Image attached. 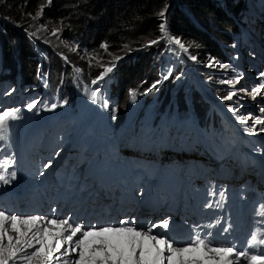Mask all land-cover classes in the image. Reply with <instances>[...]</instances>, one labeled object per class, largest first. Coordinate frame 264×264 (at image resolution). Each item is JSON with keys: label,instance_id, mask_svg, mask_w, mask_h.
<instances>
[{"label": "snow or ice", "instance_id": "6c2138e0", "mask_svg": "<svg viewBox=\"0 0 264 264\" xmlns=\"http://www.w3.org/2000/svg\"><path fill=\"white\" fill-rule=\"evenodd\" d=\"M159 16L163 19L165 13L162 11ZM159 32V40L176 45L184 53L188 52L185 44L170 34L166 21L159 24ZM159 40H152L150 43L155 45ZM102 47L107 48V45ZM190 59L195 60L196 57L191 56ZM222 67L228 68V65ZM112 70V67H108L104 74ZM261 76L264 78V73ZM163 78L168 79V75ZM99 79H103V74ZM222 82L234 84L239 81ZM92 83L96 84L97 80ZM261 88H264V84L252 90L253 99L257 95H264ZM130 95L135 101L136 93L133 91ZM235 96L237 92L230 91L223 99L231 101ZM90 99L107 107V102L101 101L98 89L91 91ZM37 103H29L27 111L37 108ZM56 107V104H52L46 110H54ZM229 110L233 114L239 111L236 108ZM20 111L19 108L0 109V140L5 138L11 122L20 119ZM261 112H264V108H261ZM248 119L254 120L255 124L264 125V119L243 115L238 117L241 124H245ZM255 131L253 125L249 134H255ZM259 131L264 132V127ZM13 163L14 158L0 162V182L7 184L10 182L9 177L15 179L16 173L8 172ZM220 195L223 197L224 193L221 192ZM206 207L211 208L212 204L209 203ZM169 226L167 219L139 228L134 220H121L118 225H93L85 228L73 225L65 218L21 216L0 209V264H243L244 261L247 264H264V252L249 254L235 245L216 244L211 239V233L201 235L196 229L186 243L179 244L168 238L166 233ZM248 244L250 247L264 245V236L252 235Z\"/></svg>", "mask_w": 264, "mask_h": 264}, {"label": "trees", "instance_id": "16d2710c", "mask_svg": "<svg viewBox=\"0 0 264 264\" xmlns=\"http://www.w3.org/2000/svg\"><path fill=\"white\" fill-rule=\"evenodd\" d=\"M26 1L0 0V46H2V49H0V65L8 72L9 76L13 77L12 66L18 64L22 69L23 80L33 79L34 71L39 69V63L31 60V57L35 55L34 51L31 54L25 53L29 58L16 61L10 57V53H7V50L13 43L18 46H26L27 42V46L29 45V40L26 41V37L15 29V26L19 25L20 22L16 5L18 4L22 7ZM52 4L55 8V13L63 15L65 18L63 32L64 38L67 42L69 41V44L75 42L72 40L74 37L83 36L85 23L93 21V38H82L77 50L86 49L88 54L94 52L93 54L95 55L101 54L99 49L102 45H107L109 50H106L105 53L113 51L114 55L118 56L119 51L124 49L118 48L122 45L120 41H124L128 38V35L134 36L131 38L134 40L133 44H138L139 46L144 44L146 40H153L158 29L157 26L161 23L159 13L166 11L170 0H52ZM245 5V0H178L168 16L170 34L180 39L185 46L197 44L199 53L204 55V50L209 53L206 59L208 57L215 60L220 59L222 57L219 51L221 49L220 45L233 42L230 37L236 35L238 25L241 23L238 22L240 18L238 13ZM187 14L196 15L204 23L208 21L207 17L211 16L218 36L213 38L211 32L206 29L204 30V35L200 34L190 23V18H187ZM21 52L22 49L15 51L16 58ZM151 52V49H147L146 53H148V56H141L137 59L133 73L137 71L140 73L139 69L143 65H152L156 56H152ZM8 57H10L11 62ZM56 59L57 57L55 61ZM71 61L76 64L80 62L78 65L84 72V78L93 77L94 73L90 69L87 70L89 72V75H87L88 72L84 68L85 63L82 62L79 56L72 57ZM125 63L132 62H124L121 68H124ZM155 77L157 76L155 75ZM49 78L51 90L59 87L63 81L64 94H66V88L69 86V71L66 75L57 71V69L52 70L50 68ZM176 81L177 77L171 75L167 84L170 87H167L165 97L176 87ZM181 92L182 89L180 88L177 90L176 95ZM215 93L221 97L226 94L225 91L218 90Z\"/></svg>", "mask_w": 264, "mask_h": 264}, {"label": "rangeland", "instance_id": "374dc122", "mask_svg": "<svg viewBox=\"0 0 264 264\" xmlns=\"http://www.w3.org/2000/svg\"><path fill=\"white\" fill-rule=\"evenodd\" d=\"M177 1L178 0H170V4L167 6L166 11L164 12L165 17L163 19L161 18V23L166 21V26L168 28V16ZM248 1L256 2V0ZM16 10L19 11L20 22L19 25L15 26V29L26 37V41L29 40L28 46L27 42L26 46H18L16 43H13L12 46L8 48L9 50H7V53H10V57L15 59L16 61L19 59L29 58L25 53L31 54L32 51H34L35 55L40 56L45 60L46 69L50 68V66L53 68V56H59L62 57L63 60L70 62L78 70H82L78 65L80 62L76 64L75 62L71 61L72 57L79 56L82 62L85 63V70L87 71L90 69L94 73L93 76H98L107 68V66L115 64L116 62V66L118 67V65L122 61L128 60L132 63L127 64L125 68L121 70L122 75H131L129 85L135 90H139L141 92V96H150V102L151 104H153V106H158L161 102V99L155 100V98L153 97L157 96L158 98H161L165 94L166 88L170 87L167 84L171 75L177 77L178 81L180 75L176 74L182 73V80H189V76L193 74H191V70L195 68L196 75H199L203 79V83L207 84L208 87L214 90L238 92L237 90L238 88H240L238 83L228 84L222 82L237 80L232 79L231 72L222 67L223 64H221L218 60L209 57L206 59L209 54L207 51L204 50V55L199 53V46L197 44L186 46L188 48V52L184 53L179 50L176 45H169L167 42L159 40L161 36V33L159 32V25L157 26L158 29L155 36L153 37V40H159V43L155 45H152L150 43L152 40H146V42L143 41L145 43L141 46H139L138 44H133L134 40H132L131 38H133L134 36L131 37L128 35V38H126L124 41H120L122 45L118 48L124 49L119 51L120 53L118 56H115L113 51H110V53H105V51L109 49L108 47L104 48L102 46L99 49V51L101 50V54L94 55V52L87 54V51H85V49L77 50L80 42L82 41V38H93V21L85 23L83 36L81 37V39H79L78 43L69 44V41L67 42L64 38L63 32L65 18L63 17V15L55 13V8L52 4V0H27L23 3L22 7L17 4ZM209 13L212 14L211 12ZM186 16L188 19L190 18V23L195 29L199 31L200 34L204 35V30L206 29L211 32L213 38L218 36L214 21L211 16L207 17L208 21L206 23L202 22L201 18H198L194 14H187ZM254 16H256L255 20H260V13H255L251 17L254 18ZM261 27L260 32L262 30ZM258 38H261V34L258 36ZM0 49H2V46H0ZM17 49H22V52L16 58L15 51H17ZM147 49H151L152 56H156V58H154V62L149 66L143 65L141 69H139L140 73H138V71L132 73L131 67L137 64V59L141 56H148V53H146ZM191 56H195L196 59H190ZM10 57H8V59L11 62ZM117 59L118 61H116ZM31 60H33V57L31 58ZM56 61L58 63L57 59ZM189 63L194 65L192 67H189ZM67 68L65 69V72L69 70V67ZM87 75H89V72L87 73ZM155 75L157 77H155ZM165 75H168V79L163 78ZM189 81L186 82V85L190 83ZM154 84L156 85V87H152ZM177 86H180V82H177L174 89H176ZM149 89L151 90L149 91ZM241 93L248 95L250 102L254 100L252 98V95H249L247 93L246 89L241 90ZM181 98L182 97L179 95L177 97V100H181ZM237 109H239V112H241L243 116L248 117L247 111L242 112L243 110L239 107H237ZM135 110L136 107L134 102L127 104L120 101L110 100L107 102V107H105V112L108 116L115 119L123 118V120L125 121L131 119V117L135 113ZM205 110L207 115H209L211 109L209 107H206Z\"/></svg>", "mask_w": 264, "mask_h": 264}, {"label": "bare ground", "instance_id": "6f19581e", "mask_svg": "<svg viewBox=\"0 0 264 264\" xmlns=\"http://www.w3.org/2000/svg\"><path fill=\"white\" fill-rule=\"evenodd\" d=\"M79 39H81V36H80V35L78 36V38H75V37H74L72 40H74L75 42H72V44H74V43H78ZM80 44H81V42H80ZM80 44H79V46H80ZM79 46H78V47H79ZM79 50H81V49H79ZM85 51H87V50L85 49ZM126 61H128V60L122 61V62L120 63V66H121L124 62H126ZM228 124H229V127H231L232 129L235 128V123H233L232 121H228Z\"/></svg>", "mask_w": 264, "mask_h": 264}]
</instances>
